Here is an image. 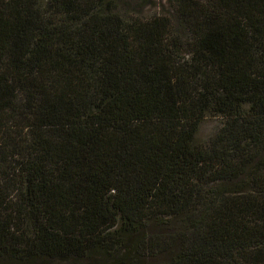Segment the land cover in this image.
<instances>
[{
  "label": "trees",
  "instance_id": "16d2710c",
  "mask_svg": "<svg viewBox=\"0 0 264 264\" xmlns=\"http://www.w3.org/2000/svg\"><path fill=\"white\" fill-rule=\"evenodd\" d=\"M170 4L0 0V264H264V0Z\"/></svg>",
  "mask_w": 264,
  "mask_h": 264
},
{
  "label": "rangeland",
  "instance_id": "374dc122",
  "mask_svg": "<svg viewBox=\"0 0 264 264\" xmlns=\"http://www.w3.org/2000/svg\"><path fill=\"white\" fill-rule=\"evenodd\" d=\"M114 2L117 11L125 17L130 19L135 16L148 18L157 12L173 13L170 0H111ZM176 27L179 31H183V25L176 20ZM220 120L217 117L208 116L197 135V141L200 143L207 142L208 138L215 132L219 126Z\"/></svg>",
  "mask_w": 264,
  "mask_h": 264
}]
</instances>
